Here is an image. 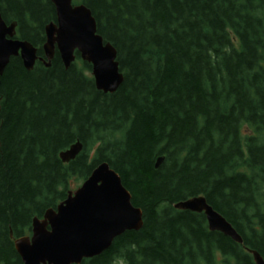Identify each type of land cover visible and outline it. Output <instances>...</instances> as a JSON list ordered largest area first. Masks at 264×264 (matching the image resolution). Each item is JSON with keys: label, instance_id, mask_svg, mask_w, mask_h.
I'll use <instances>...</instances> for the list:
<instances>
[{"label": "trees", "instance_id": "16d2710c", "mask_svg": "<svg viewBox=\"0 0 264 264\" xmlns=\"http://www.w3.org/2000/svg\"><path fill=\"white\" fill-rule=\"evenodd\" d=\"M73 3L89 8L124 79L97 90L78 53L67 69L56 50L49 67L10 59L0 76V264H22L13 239L101 162L142 226L78 264H254L248 249L264 259V0ZM0 15L44 58L50 0H0ZM198 195L242 243L173 207Z\"/></svg>", "mask_w": 264, "mask_h": 264}, {"label": "water", "instance_id": "95a60500", "mask_svg": "<svg viewBox=\"0 0 264 264\" xmlns=\"http://www.w3.org/2000/svg\"><path fill=\"white\" fill-rule=\"evenodd\" d=\"M50 1L55 9V22L44 26V58L37 57V49L30 42L14 37L16 22L7 24L0 15V76L12 57L19 56L23 67L31 70L37 59L49 67L56 50L67 69L78 53L82 61L91 65L95 88L103 93L115 92L124 79L117 51L97 33L89 8L83 3L73 4L72 0ZM81 147L77 141L59 152V158L68 162ZM161 161L162 157H158L155 167ZM173 207L202 213L209 230L242 243L237 231L204 196L178 201ZM141 226L142 212L131 203V194L120 176L106 162H101L55 208H47L40 218L32 217L30 235L14 238L13 246L22 264H78L102 253L123 232ZM248 251L254 264H264L258 251Z\"/></svg>", "mask_w": 264, "mask_h": 264}, {"label": "rangeland", "instance_id": "374dc122", "mask_svg": "<svg viewBox=\"0 0 264 264\" xmlns=\"http://www.w3.org/2000/svg\"><path fill=\"white\" fill-rule=\"evenodd\" d=\"M77 182L73 181L72 182V189H75L76 187H78L81 183H78V186L76 185Z\"/></svg>", "mask_w": 264, "mask_h": 264}]
</instances>
